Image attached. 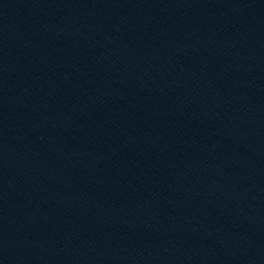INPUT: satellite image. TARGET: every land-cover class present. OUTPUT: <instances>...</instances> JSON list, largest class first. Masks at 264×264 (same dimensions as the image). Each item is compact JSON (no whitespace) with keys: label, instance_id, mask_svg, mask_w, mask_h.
Returning <instances> with one entry per match:
<instances>
[{"label":"water","instance_id":"1","mask_svg":"<svg viewBox=\"0 0 264 264\" xmlns=\"http://www.w3.org/2000/svg\"><path fill=\"white\" fill-rule=\"evenodd\" d=\"M48 264H264V0H4Z\"/></svg>","mask_w":264,"mask_h":264}]
</instances>
